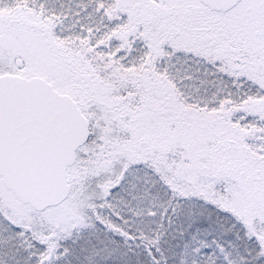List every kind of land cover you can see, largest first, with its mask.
<instances>
[{
    "label": "snow or ice",
    "instance_id": "1",
    "mask_svg": "<svg viewBox=\"0 0 264 264\" xmlns=\"http://www.w3.org/2000/svg\"><path fill=\"white\" fill-rule=\"evenodd\" d=\"M0 264H264V0H0Z\"/></svg>",
    "mask_w": 264,
    "mask_h": 264
}]
</instances>
